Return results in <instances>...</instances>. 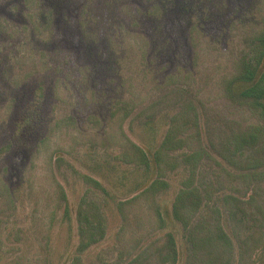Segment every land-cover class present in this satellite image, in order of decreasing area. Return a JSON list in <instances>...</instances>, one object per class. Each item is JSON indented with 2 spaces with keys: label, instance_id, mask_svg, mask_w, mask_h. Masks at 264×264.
<instances>
[{
  "label": "rangeland",
  "instance_id": "obj_1",
  "mask_svg": "<svg viewBox=\"0 0 264 264\" xmlns=\"http://www.w3.org/2000/svg\"><path fill=\"white\" fill-rule=\"evenodd\" d=\"M263 22L264 0H0V153L24 100L44 98L49 114L26 149L0 156V264H70L86 195L105 209L108 231L85 264L98 255L129 264L167 232L184 253L171 209L188 142L164 154L161 171L147 169L133 144L159 147L181 82L215 142L223 121H256L226 82L242 39ZM157 178L167 185L148 188Z\"/></svg>",
  "mask_w": 264,
  "mask_h": 264
},
{
  "label": "trees",
  "instance_id": "obj_2",
  "mask_svg": "<svg viewBox=\"0 0 264 264\" xmlns=\"http://www.w3.org/2000/svg\"><path fill=\"white\" fill-rule=\"evenodd\" d=\"M241 43L226 92L250 108L256 121L242 128L222 120L225 126H217L221 138L215 142L211 128L204 130L201 124V102L190 86L181 82L171 90L178 108L169 114L159 147L150 154L133 144L141 163L159 171L164 167V154L175 150L176 143L188 142L190 149L176 156L187 176L171 209L183 227L185 252H181L176 235L167 232L135 254L129 264H264V22ZM46 107L40 96L22 102L0 156H16L36 133L48 127ZM193 140L198 141L195 149L189 144ZM158 184L167 185L157 178L148 188ZM125 203H120L121 208ZM19 209L26 212L21 198ZM77 214L79 240L70 264H85L84 252L105 239L108 218L98 200L88 195L82 198ZM102 261L98 255L93 264Z\"/></svg>",
  "mask_w": 264,
  "mask_h": 264
}]
</instances>
